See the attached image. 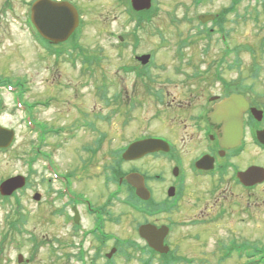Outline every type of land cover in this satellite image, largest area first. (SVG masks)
<instances>
[{"label":"flooded vegetation","instance_id":"flooded-vegetation-1","mask_svg":"<svg viewBox=\"0 0 264 264\" xmlns=\"http://www.w3.org/2000/svg\"><path fill=\"white\" fill-rule=\"evenodd\" d=\"M37 1L0 0V17L23 18L22 32L32 43L39 41L48 83L60 79L63 68L76 71L80 78L87 75L93 80L95 94L97 90L102 97L106 92L109 113L96 115V109L78 108L79 116L71 125H54L38 118L39 100L30 101L34 138L26 174L0 175V184L12 176H24L26 182L0 199L2 205L12 206L3 214L0 242L23 233L22 227L29 222L42 219L45 225L63 231L45 234V242H65V247L77 248L63 255L65 264H120L119 259L125 260L122 264L133 259L141 264H260L262 240L254 238L264 232V165L260 164L264 103L256 73V48L248 45L255 72L251 80L224 73L225 66L233 69L241 63L244 0H174L168 24L156 29L155 20L164 10L160 0H151L150 7L143 9H137L133 0H117L126 15L127 30L112 33L116 54L109 79L98 73L104 59L96 52L85 57L80 42L88 10L82 2L96 0H51L70 3L80 19L72 36L60 43L41 37L31 22ZM144 31L159 40L150 51L132 54L128 50L140 48ZM1 44L0 40V48ZM197 47L205 56L217 51L219 57L201 69L193 57L185 55L186 49ZM156 49H173L179 64L193 66L184 78L191 87L189 95H170L166 86H177L181 67L176 65L173 75L166 77L165 64L155 57ZM147 55L150 57L144 59ZM3 64L0 87L10 82L3 78L2 70L9 68ZM13 79L29 82L26 76L14 75ZM98 80L107 83L96 88ZM68 87L60 79L52 89L58 94ZM233 94L244 95L249 108L220 107ZM46 98L49 109L56 98L52 93ZM5 113L0 105V119ZM0 126L6 127L3 122ZM80 136L85 142L73 151L67 164L59 163L54 151L45 149L49 138L57 137L54 144L62 147ZM143 140H158L160 149L136 158L124 157L130 145ZM104 147L110 148L99 155ZM6 150L0 148V156ZM28 191L31 205L25 204ZM130 225V233L117 231ZM143 228L159 232L163 250L151 245ZM87 241L93 242L91 259L83 245ZM37 249L33 246V251ZM4 251L0 249V259ZM34 256L31 253L25 259L19 253L18 263L31 264ZM54 256L60 257L52 246L48 264H54Z\"/></svg>","mask_w":264,"mask_h":264},{"label":"rangeland","instance_id":"rangeland-1","mask_svg":"<svg viewBox=\"0 0 264 264\" xmlns=\"http://www.w3.org/2000/svg\"><path fill=\"white\" fill-rule=\"evenodd\" d=\"M160 1L164 10L161 12V16L155 20L154 29L157 28L156 26H166L168 24V13L172 10L175 2L174 0ZM82 4L85 5V8L86 4L88 6L80 38V42H82L85 47V56L92 55L95 52L100 54L104 61L102 62V66L98 69V73L100 76H104V78L109 79L112 58L114 59L116 54V48L113 46L114 36L112 33L127 30L126 15L122 11L123 8L117 4V0H96V2L91 4L86 2H82ZM243 4V14L245 15L243 23V43L245 45H252L257 50L256 63L261 66L258 73V77L261 81L260 100L261 102H264V52H262L259 48V45L264 39V0H244ZM23 25V18L4 19L0 17V40L2 41L0 48V66H2L3 63V66L5 67L9 66V68H4L2 70L4 73L3 78L10 81L8 82L10 83V87L24 92V103L28 107L31 103L30 101L36 103V99L39 100L40 105H38V110L36 112L38 118L42 121L47 120L49 123L54 125L66 124L68 126L75 121V117L79 116L77 111L78 108L89 112L96 109V115H107L109 113V107L107 106L108 104H106L107 98L104 96L101 97L97 90L95 94L93 80L87 75L80 78L78 77L76 71L63 68L60 79L64 84L66 83L69 85L68 89L59 91L58 94L55 89H52L56 88L57 82L60 79L53 80L49 83L45 80L47 75L43 70V63L41 61V57L39 56L40 51H42L39 49V41L37 40L36 44L32 43L30 38L22 32ZM165 28L167 29V27ZM144 33L145 34L141 35L142 42L140 48L136 51L128 50L132 54L141 53L142 51L147 50L150 51L155 46L154 44L159 40V37L157 36L150 37V34L146 31H144ZM156 52L157 54L155 57L160 59V62L165 64L166 77L173 75V69L176 65H180L181 67V72L180 74H177L178 76L176 77L178 80L175 81L177 86L173 88L172 85L167 87V84H165L166 89L170 90V95L173 97H185L189 95L191 87L184 82V78L186 73H191L193 71V66L187 65V62L179 64L174 58L173 49H156ZM185 55L187 59H192L191 57H193L194 61L197 62V66L201 69L206 67L207 61L212 62L219 57L217 51H212L209 56H205L198 47L186 49ZM37 58H40V60H37ZM252 58L253 54H250L249 51H243L239 67L235 66L233 69H229V67L225 66L226 71H224V73L231 77L236 76L237 74L244 75L247 79L251 80V75L253 74ZM232 60L233 58L230 57L228 61L231 62ZM118 64H120V62ZM14 75L29 77V82L13 79ZM80 79L81 82L79 81ZM54 81L55 83L52 85ZM104 82L107 83V81ZM104 82L101 80L96 81V88L98 84L100 85ZM76 84L78 86L77 91L75 90ZM29 89H31V92ZM51 93L54 94L56 99L52 103L51 107L46 109L50 104L46 96ZM15 94H17V91H11L7 86L0 87V105L2 106V109H6L5 116L0 119V122H3L8 129L11 127L16 135V141L13 146L9 147L4 152V155L0 156V175H6L9 173L26 174L25 172L28 168L27 163L30 155L32 154V151L30 150L32 145L31 141L34 136L28 119L29 112L26 108L19 107L16 102ZM261 107L264 108V104H261ZM10 109L13 110L11 111ZM96 120L99 119L96 118ZM88 136H91V134L86 135V137ZM57 139V137L52 139L49 138L45 149L48 148L47 150H53L57 156L56 159L58 162L64 164H67L69 160L72 159L75 149L79 148L81 144L85 142L81 140L80 136V140L71 142L70 145L57 147L54 144ZM108 148L110 147H104L98 152V154L100 155L106 153ZM260 164L264 165L263 153H261ZM42 165L43 163H41L38 168L42 169ZM44 168H46V166ZM29 194L30 191L26 193V205H31V202L29 201ZM11 210L12 206L8 203L2 205L0 201V234L4 226L3 214ZM261 215H263L264 218L263 211L261 212ZM131 229L132 225L127 226L126 228L118 227L117 231L122 234H126L130 233ZM245 229H243L244 236L248 233ZM22 231L23 233H19L18 235L14 234V237L11 240H8L7 237L4 242H0V249L5 250L0 259L1 263L4 264V262L6 263V261H9V264H19V253H22L25 259L33 253L35 256L34 261L31 264H48V252L53 246L57 249V255L60 256L59 258L54 256V264H65L67 263V259H63V255L67 251H77V248L75 247L71 249L69 247H65V242L59 243L56 241L51 243V245L45 242V234L60 235L63 231L61 229L59 230V227H55L54 225H52V227L45 225L42 219H37V221L33 223L29 222V224L22 227ZM13 233H15V231H13ZM221 233H223V231ZM34 237L38 240H44L43 243L39 241L40 243L36 251H33L34 242L32 238ZM259 238L262 240L261 254L264 256V232H261V234L254 239L257 240ZM78 243L80 244V242ZM83 245L90 257L93 253V242H83ZM118 262L122 264L125 260L119 259ZM128 264L141 263H138L135 259H133L129 261ZM261 264H263V262H261Z\"/></svg>","mask_w":264,"mask_h":264},{"label":"water","instance_id":"water-1","mask_svg":"<svg viewBox=\"0 0 264 264\" xmlns=\"http://www.w3.org/2000/svg\"><path fill=\"white\" fill-rule=\"evenodd\" d=\"M151 0H133L137 9L149 8ZM33 22L35 23L40 34L54 42L59 43L67 40L75 31L79 24V17L74 6L68 2H54L51 0H39L33 7ZM144 59L150 57L143 56ZM248 102L242 95H232L225 99L220 107L224 109H247ZM236 107V108H231ZM14 138V132L0 127V146L7 147ZM261 141L264 143V131L260 132ZM160 144L157 141L146 140L135 143L129 147L125 153L126 158H136L148 152L157 151ZM264 172V169H261ZM24 186V178L17 176L10 178L2 183L1 192L4 195H11L16 189ZM144 233L150 235L149 241L153 247L163 250V242L159 232L150 228L142 229Z\"/></svg>","mask_w":264,"mask_h":264},{"label":"trees","instance_id":"trees-1","mask_svg":"<svg viewBox=\"0 0 264 264\" xmlns=\"http://www.w3.org/2000/svg\"><path fill=\"white\" fill-rule=\"evenodd\" d=\"M262 50H264V49H262Z\"/></svg>","mask_w":264,"mask_h":264}]
</instances>
